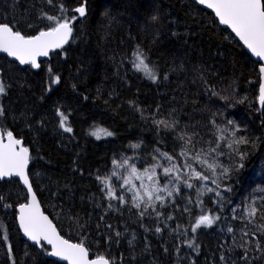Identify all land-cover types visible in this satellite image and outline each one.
<instances>
[{
  "label": "trees",
  "instance_id": "1",
  "mask_svg": "<svg viewBox=\"0 0 264 264\" xmlns=\"http://www.w3.org/2000/svg\"><path fill=\"white\" fill-rule=\"evenodd\" d=\"M82 2L0 0V22L14 24L15 30L29 36L51 27L53 22L44 14L61 16V4L66 9L63 15L78 17L68 43L39 69L22 68L0 56V80L6 87L0 95L4 109L0 133L11 131L28 148L29 177L44 212L66 239L83 242L91 257L104 256L114 264H264V253L254 245H246L249 259L241 258L240 229L246 222L233 218L244 213L251 198H257V206L264 203V192L256 191L264 187L259 64L211 12L193 0H87L86 16L79 17L74 9ZM154 14L160 17L159 23L151 21ZM136 45L154 66L155 82L132 67ZM56 76L59 83H53ZM58 109L68 116L72 132L60 126ZM153 115L177 121L176 131L198 134L193 136L197 151L208 152L218 142L220 132L212 119L222 128L233 120L241 129L238 135L258 138L256 148L247 146L244 168L232 173L230 180H221L232 191L219 189L221 199L206 189L198 192L205 183L215 188L211 180H189L194 188L177 181L179 193L168 197L162 208L155 202L163 213L159 217L151 208L141 217L145 204L135 208L127 186L116 190V195H123L128 203L109 199V189L97 177L117 171L113 160H142L150 170L156 164L144 154L134 155L131 145L135 144L146 151L167 152L179 164L187 159L196 170L211 175L190 156L179 155L183 141L173 131L157 130ZM97 128L115 134L97 138L91 134ZM220 150L226 154L219 160L234 167L226 142H220ZM211 156L215 160L216 154ZM156 170L160 174L162 168ZM159 179L164 183L171 178L159 175ZM0 196L4 198L0 201V264H13V260L15 264H64L50 258L49 248L45 251L23 239L17 216L28 194L21 183L16 179L0 182ZM203 214H218L221 219L192 233V224ZM255 223L264 220L258 215ZM230 226L233 233L227 231ZM158 227L161 232L155 231ZM253 227L249 225V230ZM116 232L121 235L117 237ZM193 238L198 251L186 243ZM260 239L264 246V237Z\"/></svg>",
  "mask_w": 264,
  "mask_h": 264
},
{
  "label": "snow or ice",
  "instance_id": "2",
  "mask_svg": "<svg viewBox=\"0 0 264 264\" xmlns=\"http://www.w3.org/2000/svg\"><path fill=\"white\" fill-rule=\"evenodd\" d=\"M202 5L206 4L207 7L213 8L216 15L219 17L220 22L229 25L232 30L243 40L244 44L257 56L264 58V0H198ZM51 4L52 0H48ZM87 0H83L81 5L74 9L79 17H85L87 13L86 8ZM61 16H48L44 14L46 18L53 22V25L46 31L41 30L37 35H25L19 30H15V25L11 23L0 22V52H6L10 56L15 57L21 64H30L33 68H40L41 65L37 61L40 56H48L49 51L52 49L63 48L68 43L73 33V23L78 17H67L63 15L66 11L64 5H60ZM151 21L153 23H159L160 17L158 15H152ZM134 59L131 61L132 67L140 72H143L145 76L155 82L158 79V75L151 65L147 54L142 50L140 45H136L132 52ZM260 72L264 73V66H261ZM202 78V77H201ZM167 79V77H165ZM60 77L56 76L53 83H59ZM207 84V81H205ZM211 87V86H209ZM6 93V87L2 80H0V95ZM213 95L219 96V93L212 91ZM221 99L229 100L230 97H221ZM243 102V101H240ZM259 102L261 108H264V84L260 87ZM130 103H133L130 101ZM159 111V108L156 110ZM60 116V126L65 132H72L73 129L67 124L68 116L64 112L57 110ZM4 115V109L0 106V116ZM143 117V112H141ZM214 116L216 113L213 114ZM216 126L217 131L220 132L218 142L215 147H212L208 152L203 149L196 150L193 142V136L198 135L193 133L189 135L187 132L181 130L176 131L178 122L170 121L168 119H156L153 115L152 123L156 125L157 130L163 127L166 130L173 131L176 134L178 140L183 141L181 151L179 155L181 157L190 156L192 161L201 165L202 168H206L211 175H206L204 171H198L193 164L187 159L183 164L176 163V157L167 153L161 152L156 149L159 157H163L164 160L169 162L170 166H164L163 164H154L151 168L145 169L143 174H140L135 165H131V170L127 178L119 177V174L115 171L112 172L111 176H118L123 179L124 185H130L129 191H133V205L135 208L140 209L141 203L145 204V208L139 213L141 217L145 215L149 208L155 212L156 216H162L163 213L158 211L156 208V201L160 202V207H164L168 197H173L174 193H179V185H175L169 190L167 184L163 187L159 186V180L157 177L156 168H162L163 175L170 177L168 183H172V180L183 181L187 188L196 187L194 184L189 183V180H198L201 182H207L211 180V183L215 185V188L208 187L205 183L202 188L198 189V192L204 191L214 192L217 197L223 199V194L219 190L223 188L225 192H231L232 188L230 185H223L221 180L232 178V173H238L240 169L244 168L243 161L248 157L247 146H251L253 149L257 146V139H250L246 135H238L241 131L238 124L233 120L226 121L225 126L222 128L216 124L215 119L210 121ZM264 123V121H262ZM92 135L100 138V135L113 136L115 133L105 128H97L96 131L91 133ZM7 143H4V134L0 133V179L11 178L13 176L20 177L23 183L27 186L29 193H31V203L21 204L20 207V226L23 229L24 234L38 245L41 249H46L47 245L52 246V250L48 252V255L60 257L63 260L69 261V264H114V260L106 258L104 256H97L95 259H89V250L83 242L72 243L67 239H64L56 230L55 225L48 219L39 209V203L36 199V193L32 189L28 173L26 171L29 162V150L25 147H20L17 150V146L22 144V141L14 138L13 133L8 131ZM220 142H226V146L229 149V158L234 161L233 166H225L220 160V156H224L226 153L220 150ZM191 146V150L189 149ZM241 146H246L244 149ZM133 148H139V144L131 145ZM194 153V154H192ZM213 153L216 154L214 162H210L208 159ZM158 159V157H154ZM113 165L117 168H123L128 165V159H124L123 163L117 160H113ZM184 169H188L189 173H184ZM220 170L219 172L217 170ZM183 173V175H182ZM175 174V175H173ZM187 176L184 179L183 176ZM111 176L97 177L104 184L105 187L109 188L107 196L109 199H117L121 203H128L123 195L117 196L116 189L111 183ZM133 177L141 181V188L143 189V195L140 194V190L136 188L133 183ZM147 178L152 181L151 186L143 184V179ZM256 191L264 192V187L257 189ZM161 192L167 193V196L160 195ZM145 197L147 199H145ZM3 196H0V201H3ZM139 201V202H137ZM202 203V202H201ZM219 203V201H218ZM5 207H11V205H5ZM109 208L113 205L109 204ZM189 209H185L188 211ZM259 215L261 220H264V203L257 206V198L249 199L245 205V211L242 215L234 216V219L245 221L241 231V239L244 243L239 245L242 248L243 255L242 259L247 261L249 259V248L246 245H254L257 251L264 253V246L261 244V237H264V223L256 224V217ZM167 219H172L168 216ZM221 219L218 214H203L195 219V222L191 226V232L196 233L201 227H212L217 221ZM249 225H253V229L249 230ZM109 227H111L109 225ZM156 232H161V228H156ZM187 231V230H186ZM229 233H233L234 229L230 226L227 228ZM259 234V235H257ZM120 232H116V236L119 237ZM256 237L255 240L245 239L247 237ZM4 240H7V236H3ZM188 247L194 248L198 251V245L195 243V239L186 241ZM236 241L233 238V244ZM9 252L12 251V247L8 245ZM220 259L223 261L225 257L221 255ZM13 264L15 261L13 260Z\"/></svg>",
  "mask_w": 264,
  "mask_h": 264
},
{
  "label": "water",
  "instance_id": "3",
  "mask_svg": "<svg viewBox=\"0 0 264 264\" xmlns=\"http://www.w3.org/2000/svg\"><path fill=\"white\" fill-rule=\"evenodd\" d=\"M193 2H194L198 7H200V8H202V9H204V10H207V11L211 12V13L214 15L215 19L217 20L219 26H220L221 28H223V29L228 30V31L231 33V35H232V36H233V37H234V38H235V39H236V40H237V41L243 46V48H244V49L246 50V52L250 55V57H251L255 62H257V63L259 64V73H260L259 95H260V87H261L262 84H264V73H261V72H260V68H261V66H264V58L257 57V56H256V55H255V54H254V53H253V52L247 47V45L244 44L243 40L240 39V37H239V36H238V35L232 30V28H231L229 25H225V24L221 23L219 17L216 15V12H215V10H214L213 8H209V7H207L206 4H204V5L200 4V3L198 2V0H193ZM65 45H66V44H65ZM65 45H64V46H65ZM56 50H57V49H52V50H50L48 56H46V57H45V56H40V57L37 58V61H38V62L40 63V65H41V63L44 62L47 58H49V56H50L54 51H56ZM0 56L5 57L8 61L15 63V64H17L19 67H22V68H23V67H27V66H31L30 64H21V63L19 62L18 59H16V58L13 57V56H10V55H9L8 53H6V52H0ZM35 69H37V68H35ZM38 69H39V68H38ZM258 105H259L260 111H263V108H261V106H260L259 97H258ZM3 134H4V133H3ZM13 136H14V138L18 139L17 137H15L14 134H13ZM21 141H22V140H21ZM7 142H8V141H7V135L4 134V143H7ZM20 147H25L23 141H22V144H21V145H18V146H17V150H19ZM25 148H26V147H25ZM29 168H30V153H29V162H28V166H27V169H26V171H27V173H28V176H29ZM13 179L18 180V181L21 183L22 187L25 189V191H26L27 194H28V201H27V203L30 204V203H31V193H29L27 186L23 183V181H22V179H21L20 177L13 176V177H11V178H4V179H0V182H9V181H11V180H13ZM29 180H30V177H29ZM30 183H31V181H30ZM31 184H32V183H31ZM32 189H33V186H32ZM33 191H34V189H33ZM34 192H35V191H34ZM36 199H37V201H38V203H39V209H40V211H41L45 216H47L49 220L52 221L53 225H55V223H54L53 220L50 218V216H49L47 213L44 212V210H43V208H42V206H41V204H40V201H39L37 195H36ZM19 217H20V207H18L17 222H18V227H19V230H20V232H21V235H22L23 239H24L26 242L32 244L33 246H36V247L40 248L38 245H36L33 241H31V240H30V239L24 234L23 229H22L21 226H20ZM55 227H56L57 232L61 235V233H60V231L58 230V228H57L56 225H55ZM61 236H62V235H61ZM62 237H64V236H62ZM64 239H66V238L64 237ZM67 240H68V239H67ZM69 241H70V240H69ZM70 242H72V243H76V242H73V241H70ZM42 243H45L46 247L49 248L50 251L52 250V246H51V245H47L46 242H43V241H42ZM85 247H86V246H85ZM50 257H51L52 259H54L56 262H60V263H64V264H69V261L63 260V259H61L60 257L51 256V255H50ZM89 259H95V258L91 257L90 252H89Z\"/></svg>",
  "mask_w": 264,
  "mask_h": 264
},
{
  "label": "rangeland",
  "instance_id": "4",
  "mask_svg": "<svg viewBox=\"0 0 264 264\" xmlns=\"http://www.w3.org/2000/svg\"><path fill=\"white\" fill-rule=\"evenodd\" d=\"M101 135H103V134H101ZM133 154L134 155L135 154H144L145 157L149 158V160L155 161L156 164L157 163L164 164V162L165 163L168 162V161L164 160L163 157H159V154L156 152V150L146 151L145 149H142L141 146L139 148H133ZM154 157H158V159H154ZM122 159L123 160L124 159H128V165H125L123 168H117L116 172L119 174V177L127 178L128 174H129V172L131 170V165H135V167L138 169L140 174L144 173V170L146 169V166H145V163L142 160L141 161L138 160V159L131 160L129 158H122ZM208 159L210 160V162H212V161L214 162L215 161L212 156H209ZM123 160H121L120 162L123 163ZM147 169H149V168H147ZM217 171L219 172L220 170L218 169ZM156 172H157V177H155V179L159 180V186L160 187H163L165 184H167L169 190H171L175 185L178 184L179 188H181V185L177 181H174V180H172V183H170V184L168 183V180L166 182H164V183L160 182L159 175H163V172L160 171V174H158L157 170H156ZM182 175H183V173H182ZM183 178H184V176H183ZM111 183H112V185H114L116 190H121V188L124 187V186H127L128 189L130 187V185H124L123 184V179L118 178V176H114V178L111 181ZM133 183L136 185V188L140 190V194L143 195L144 193H143V189L141 188V181L139 179H136L135 177H133ZM143 184L147 185V186H151L153 184V182L149 181L145 177L143 179ZM207 185H209V184H207ZM129 192L131 193L132 196L134 195L133 191H129ZM163 194L165 196H167V193H165V192H161L160 193V195H163ZM145 199H147V198L145 197ZM137 202H139V201H137Z\"/></svg>",
  "mask_w": 264,
  "mask_h": 264
},
{
  "label": "bare ground",
  "instance_id": "5",
  "mask_svg": "<svg viewBox=\"0 0 264 264\" xmlns=\"http://www.w3.org/2000/svg\"><path fill=\"white\" fill-rule=\"evenodd\" d=\"M241 45V44H240ZM258 64V63H257ZM51 258V257H50Z\"/></svg>",
  "mask_w": 264,
  "mask_h": 264
}]
</instances>
